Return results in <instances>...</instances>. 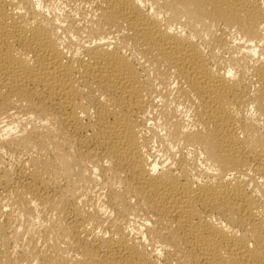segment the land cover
<instances>
[{"label":"bare ground","instance_id":"6f19581e","mask_svg":"<svg viewBox=\"0 0 264 264\" xmlns=\"http://www.w3.org/2000/svg\"><path fill=\"white\" fill-rule=\"evenodd\" d=\"M0 264H264V0H0Z\"/></svg>","mask_w":264,"mask_h":264},{"label":"rangeland","instance_id":"374dc122","mask_svg":"<svg viewBox=\"0 0 264 264\" xmlns=\"http://www.w3.org/2000/svg\"><path fill=\"white\" fill-rule=\"evenodd\" d=\"M56 3H57V4H60V1H59V2H58V1H56ZM60 6H62V5L60 4ZM40 117H41V116L39 115V116H38V118H40ZM78 171H79V170H78V168H77V167H75V166H74V167H72V172H73L74 174L78 173Z\"/></svg>","mask_w":264,"mask_h":264}]
</instances>
